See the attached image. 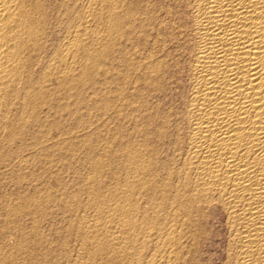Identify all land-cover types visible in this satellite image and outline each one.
Here are the masks:
<instances>
[{
	"label": "bare ground",
	"instance_id": "bare-ground-1",
	"mask_svg": "<svg viewBox=\"0 0 264 264\" xmlns=\"http://www.w3.org/2000/svg\"><path fill=\"white\" fill-rule=\"evenodd\" d=\"M156 6H152L151 0H0V264H45L44 261L49 260L46 253H43L46 257L44 255L42 257L36 252L28 251L31 249L28 246V240L34 241V238H38H32L34 230L29 233L30 235L26 234L24 224L20 225V230L18 228V236L15 234L17 241L9 240L13 234L18 214L24 211L22 202L27 204L40 196L34 198L35 196L29 195L31 197L23 199L17 206L13 202L15 200L10 198L7 187L11 181L15 182V178L19 181L24 179V175L22 174L23 177H21L20 174L29 162V159H26V155H28L27 151L25 153L26 149L29 150L32 146L33 148L38 147L41 151H45V154L51 156L49 151H52L54 145L58 144L54 140L52 142V139L57 138L55 137L56 130H60L59 127H61L59 117L61 118V112L66 107H63L64 103L61 105L63 99H60V92L64 93L65 91L68 94L75 89L74 92L79 93L81 87L87 85L86 82L90 81V84L94 81L89 80L94 76L90 74L93 71L92 68L94 67L95 69H93L96 70L100 67L94 64L102 57L111 54L110 44L109 46L105 45L107 46L106 50L99 48L93 51L92 44H97L94 41L111 42L114 38V41L119 42L121 38L123 48L125 46L123 43L129 42L132 45L131 43L136 42V39L131 42L132 38H129L131 32L136 28L138 30L134 31L136 34L137 31L139 32L137 42L141 44V47L144 50L146 47L148 48L149 36L154 40V47L152 50L149 47L150 51L146 48L147 53L144 51L145 53L138 54L140 56L138 59L136 58V62L126 57L124 61L128 71L131 72L132 69L140 71L141 80L151 93L152 99L155 97L162 101L160 98L167 92L170 85L169 80L174 79L180 70H182L181 75L184 78L183 88L179 94L178 105L168 108L160 102L152 101L155 103L152 105L149 101L150 98L145 97L146 92L143 95L139 86L140 89L131 92H134L133 98L130 99L129 95L124 93L121 103L117 102L118 98L117 101L115 100L122 110L133 107L138 115H140L139 112H142L144 120L150 124V130H148L149 128L138 129V125V130H136L139 131V135L143 136V139L140 138L142 142L138 143L139 145L135 143L130 145V143L122 141L123 145L126 144L122 149L128 164L126 169L129 173L127 171L126 173L129 175L122 178L123 180L117 179L119 182L113 193L115 198L111 200L105 198L109 201H103V203L107 202L106 208L102 207L106 203L99 206V203L104 200L102 197L105 196V187L103 186L101 189V186H98L99 189L104 190L99 203L96 200H99L101 190L98 193L99 189L95 188L92 192L93 198L89 199L92 198L93 203L90 204H96L97 208L94 210H97L98 215L95 212L93 216L88 215L89 218H85L84 212V215L81 216L84 217V220L79 219L81 222L79 224H84V227L88 225L91 228L87 235L81 231L84 232L82 235L86 238L82 250L87 249L89 254L88 260L86 259V262L83 260L85 263H82L95 264L94 260L99 261L97 260L98 256L101 260V262H97L99 264L199 263L197 254L211 230L209 228L210 220L213 216H221L225 224L227 241L224 264H264V0H169L168 4H164L160 9L154 11L153 8ZM101 25L106 26L107 32L101 33V28H103L99 27ZM99 28L101 31H98ZM116 37H119V40ZM140 44L136 45L140 46ZM119 47H116V50L119 51ZM120 51L123 52L122 49ZM119 52L115 53L116 56H120ZM119 56L117 58L120 59ZM110 58L112 57L110 56ZM111 63L109 61V66ZM115 64L117 63L111 65L115 66ZM111 67L109 69L112 73ZM125 68L124 72H117L126 73ZM90 70L92 71L89 73ZM132 72L134 73V71ZM119 77L117 76V78ZM126 80L129 79L126 78ZM95 82L98 81L91 83V86L92 84L96 85ZM123 86L121 87L123 88ZM132 86L133 84L129 87ZM63 89L64 91H61ZM123 89L124 91L128 90V88ZM100 96L102 95L98 97ZM79 99V102L84 103L85 106L95 105V98L84 96ZM106 99L103 101L106 105L105 116L110 111V109L107 111L106 107L116 105L109 98ZM99 105L96 107L98 108ZM69 108L63 112L67 110L68 113ZM71 108L72 114L74 110L72 111ZM75 111L77 112V110ZM130 114L132 113L129 112L127 116L121 114V116L135 117ZM112 115H108L111 118L110 122L113 120ZM138 117L136 118L138 119ZM103 118L105 119V117ZM118 118L123 121L122 118ZM126 118L123 119L126 120ZM106 119L108 120V118ZM100 121L102 122L103 119ZM143 123L145 122H142V125ZM144 126L146 127V125ZM89 129L90 126L87 130ZM82 130L84 131L83 128ZM126 131H131V128L129 127ZM70 132L67 131L68 134ZM133 132L135 134L136 131ZM60 133L59 135H61ZM50 134L51 136L54 134V138L51 139ZM74 134L76 135L75 132ZM85 135L87 134L85 133ZM127 136L124 138L121 136V138L130 142L128 139L132 137L126 139ZM46 137H49L50 141ZM61 137L63 138V136ZM71 137L73 136L71 135ZM75 137L73 141H75ZM45 138L48 142L57 144L46 145ZM77 138L79 140L81 137ZM77 138L76 141H78ZM91 138L88 137V140ZM65 139L63 138V140ZM135 139L137 142L138 136ZM70 140L72 141V139ZM84 141L86 140L84 139ZM28 143L32 144L29 148L30 144ZM51 143L49 144L51 145ZM134 144L139 147L133 146ZM59 145L58 147L61 146ZM70 145L72 144L70 143ZM61 147L64 148L65 145ZM90 147L92 148V145L87 146V149ZM69 148L71 150V146ZM56 149H53V152L57 151ZM46 150H49L48 153ZM91 153L94 155L95 152ZM111 153L112 151H110ZM29 155L35 157V154ZM40 155L38 154V158L35 157V159L42 158ZM121 156L122 154H120ZM120 157L119 160L122 162L121 159L124 157L121 159ZM31 158L30 160L33 159ZM115 158L118 161V158ZM111 162L106 164H112L113 162ZM35 163H33L34 166ZM116 163L115 169L119 161L117 165ZM68 164L65 163V167H68ZM100 164H102L101 161L100 163L93 162V166H90L94 171L100 172L105 163L102 166ZM105 166L107 167V165ZM112 167L114 166L111 165L109 170ZM118 170H116L117 173ZM123 170L125 171V168ZM111 171L115 172L113 169ZM96 173L98 174V172ZM16 174L20 176L18 177ZM112 176H116V174H112ZM112 179L114 183V178ZM86 181L91 183L92 180ZM97 183L95 182V184ZM90 188L93 187L90 186ZM142 193L147 196L146 203L151 205L149 208H152V213L143 215L144 217L140 221L138 214L144 205L140 206L142 202H138L140 199H137V196ZM141 197L146 198L145 196ZM63 200L62 204L65 202L64 198ZM79 204L78 202L77 208ZM61 206L63 207V205ZM87 207L84 206L85 210ZM72 221L74 222L75 219ZM140 222L144 226L140 225ZM76 223L78 225V222ZM37 225L39 227V224ZM88 226L86 227L88 228ZM33 227L35 225L32 226V229ZM59 228L61 227L59 226ZM35 230L34 236H41V233L39 234V231ZM77 231L76 233L80 232ZM69 233L71 234V231ZM26 235L32 239L29 237L27 240ZM40 236L39 239L42 238ZM84 238H82L83 241ZM45 239H41V245H47L45 243L49 239ZM68 239L70 241L72 238ZM44 240L45 243H43ZM59 240L62 241L61 238ZM149 241L153 243L150 242V245L154 246H152L153 252L150 248L149 251L152 253H148L149 255L147 254L148 256L145 257L143 254L146 252L141 254V251ZM50 242L47 243L50 244ZM63 243H59V245ZM56 244L59 248L58 241ZM81 245L82 242L79 246ZM49 248L47 245V249ZM40 250L39 254H41ZM49 250L51 251V249ZM44 251L46 252V250ZM56 251L52 249V252ZM146 251L148 250L146 249ZM85 253L84 255H87ZM38 256L44 261L39 260ZM59 256L61 255L59 254ZM55 257L53 262L50 261L51 263L55 264L54 261H57V257ZM60 259H58L59 263Z\"/></svg>",
	"mask_w": 264,
	"mask_h": 264
},
{
	"label": "rangeland",
	"instance_id": "rangeland-1",
	"mask_svg": "<svg viewBox=\"0 0 264 264\" xmlns=\"http://www.w3.org/2000/svg\"><path fill=\"white\" fill-rule=\"evenodd\" d=\"M151 2H152V6H156V7H154L153 9H154V11H157V9H160L164 4L166 5V4H168L169 3V0H151ZM156 3V4H155ZM154 4V5H153ZM160 5V6H159ZM158 7V8H157ZM156 8V9H155ZM100 28L101 27H103V28H101L102 29V31H101V29L99 28L98 29V31H101V33H105V31L107 30L106 29V26L105 25H101V26H99ZM134 30H138L137 28L136 29H134ZM133 30V31H134ZM132 31V32H133ZM107 32V31H106ZM132 32H131V35L129 36V38L131 39L132 38V40H131V42H133L134 40L133 39H136V42H133V43H131L132 45H130L129 44V42L127 43V44H125V43H123L125 46L124 47H126V48H122V41H121V38H120V43L118 42V41H114V38H113V41H105V42H103V41H98V40H96V41H94V43L95 42H97V44L95 43L94 45L92 44V50L93 51H96V50H98L99 48L100 49H102L103 50V48H104V50H106L107 48V46H105V45H108L109 46V44H110V47H111V54H110V56L112 57V58H110V56L108 57L107 55H106V57L104 58V57H102L101 59H99L98 60V62L102 65H100L98 62L96 63V64H94V65H97V67H99V68H96V70H94L93 68H92V70H90L89 71V73L92 71V73H90V74H92V75H94V76H92V75H90V76H92L89 80H91V81H98L99 82V84H98V82H95L96 83V85H93L92 84V86H91V83H93V82H91L90 84H89V82H86V84L87 85H85V86H83V87H81V89H80V92L79 93H77V91H76V93L74 92L75 91V89H74V91L73 92H70V93H68V94H66L65 93V91H64V89L63 90H61V91H64V93L63 92H60V94H59V96H60V99H63V100H61V105H63V103H64V105H63V107H67L68 106V104H69V107L71 106H73L72 108H71V110L73 111L74 110V112L71 114V111H70V108L69 107H67V108H69L68 109V113H67V110L65 111V112H63L65 109H67L66 107L63 109V113L61 112V115L63 116H61V118L59 117V122H60V126L61 127H59L60 128V130L59 129H57L56 130V132H57V134H55L56 136L55 137H61V136H63V138L65 139V138H68V139H65V140H63V138L61 137H59L60 138V141H59V138L56 140V139H52V138H54V134L51 136V134H50V138L52 139V142H53V140H54V142L56 141V142H58V144H60L61 146H63L64 147V145H65V147H66V145H68L66 148L67 149H69V150H67L65 147L64 148H62L60 145V147H58V144L57 143H54V144H57V145H54L53 143H51V142H48V141H50L49 140V137H46V138H48V141H47V139L45 140V144L46 145H49V146H52V144L54 145V148H52L51 150L52 151H49L50 153H51V156L50 155H48V154H45L43 151H41L38 147L36 148V147H34L33 148V146H32V144L31 143H28V144H30L29 146H28V148L30 147V146H32V147H30V149L28 150V149H26L25 150V153H27L28 155L29 154H31V155H33V154H35V157L36 158H38V154L40 155V156H42V158L41 157H39V160H36L35 159V157H34V155L33 156H31L30 157V155L28 156V155H26V159H29L28 161V166H27V164H26V166L24 167V169L21 171L22 173L20 174L21 175V177H23L22 176V174L24 175V181L23 180H21L22 181V183H21V181H19V180H17V178H15V182L13 181H11V183H9V185H8V187H7V190H8V192H9V194H10V198L11 199H14L15 201H13L14 202V204L15 205H19V204H21V202L20 201H23V199H25V198H27V197H31V196H29V195H32V196H35L34 198H36V197H39V198H36V202L35 201H33V202H31L30 201V203H24V202H22L23 203V208H24V211L22 212V213H19L18 214V216H17V222H15V225H14V227H13V231H12V233L14 234H12L10 237H9V240L11 241V242H15V240L17 241V234H19V230H20V225H25V232H26V234H28V235H30L29 233H31V231L32 230H34V231H32V238L33 237H37L38 239H36V238H34L33 240L34 241H29L28 240V238L30 237V236H28V235H26V239L28 240V246H29V248H31L30 250H28V249H26V250H28V251H30V252H33V253H37L38 255H40V256H42V255H44L45 253V255H48L47 257H49L48 259V264L50 263V264H54V263H51V262H53L52 260H54V257L57 259V261L55 260L54 262H55V264H63L64 262H65V264H67L66 262L67 261H69L70 263L69 264H75L76 262V264H84L88 259L87 258H89V254H88V252H87V249H84V250H82L83 249V242H85V240H86V238H84V236L82 235V234H84V232H85V234L87 235L88 234V231H89V229L91 230V228H89V226L88 225H85V227H84V224H79V222H80V220L81 219H83L84 220V217L85 218H89V216L90 215H94L95 214V212H96V214H97V210H94L95 208H97V207H95V205L94 204H90V203H93L91 200H92V198H93V191H94V189L96 188H98L99 189V187L101 186V189H103L102 187L104 186L105 188H104V190H105V196H103V193H104V190H101V189H99L97 192L99 193V191L101 190V192L99 193V195H100V197H99V200L97 201L96 200V202L97 203H99L102 199H104V200H102L99 204V206H102V204H104V203H106L105 205H103L102 207H104V208H106L107 206V202L109 201V200H111V199H113V198H115V194H113L114 192H115V189L114 188H116V185H118V180L120 179V180H123L124 178H126L129 174H127L126 173V171H127V169H126V167H127V163H126V158L123 156V147H125L126 146V144L124 143V145L122 144L123 142H127V143H130V145H132L133 143H135V144H140V142H142L141 141V139H143V136L140 134H138L139 133V131L137 132V130L138 129H148V130H150V124H148L145 120H144V117H143V113L142 112H139V114L141 115H138L137 113V111H134L133 110V107H130V108H128V109H124L125 111H127L126 113H128L129 114V112L130 113H132V114H130V116L131 115H135V117H133V116H131V117H127L128 118V120H127V118L126 117H124V116H121V114L122 115H125L126 113H125V111L124 110H122V109H120V107H118V104L119 103H121L120 101L122 100V94H124L125 93V95H129V97H130V99L131 98H133V93H131L132 91H135V90H137V89H140L141 90V92L143 93V95L145 94L144 92H146V95H148V96H146L145 95V97H147L148 99H149V101L152 103V105L153 104H155V103H158V102H160L164 107H172V106H174V105H178V100H179V94H180V92H182V88H183V84L182 83H184V78H183V76L181 75V71L182 70H180V72L179 73H177L176 74V76L174 77V79H170L169 80V86H168V90H167V92H165V96L162 98H160L162 101H160L159 99V101L157 100V98H155V97H153V99L151 98L152 97V95H151V93H149V91L147 90V88H145V85H144V82H143V80H141V74H140V71L138 72L137 70H133L132 69V71H134V73L132 72H130V71H128V67H127V65L125 64V61H124V59L126 60V57L127 58H129L130 60H133L134 62H136L137 61V59L139 58L138 56H140V55H138V54H140V53H147L148 51H150V49L152 50L153 49V47H154V40L152 39V37L151 36H149L148 38H150L149 39V44H148V51H147V49L145 48V50L141 47V44L139 43V42H137L138 41V31H137V34H136V31H134L135 32V35H134V32H133V34H132ZM135 36H136V38H135ZM116 38H118V40H119V37H116ZM115 38V40H117ZM130 39H129V41H130ZM104 43V45L102 46V44ZM110 42V43H109ZM153 42V43H152ZM100 44V45H99ZM136 44H140V46L139 45H136ZM116 45V46H115ZM118 45H121L120 47L118 46ZM133 45H135V46H133ZM130 46V47H129ZM134 47V48H132V47ZM119 47V49L121 50L122 49V51L123 52H121L120 50V52L118 51V50H116L117 48ZM149 47H150V49H149ZM112 48H114V49H112ZM128 48H130L129 50H128ZM139 48H141V49H139ZM132 49V50H131ZM135 49H136V51H135ZM143 49V50H142ZM113 50H114V52H113ZM119 52V54H120V56L119 57H121L120 59L119 58H117L118 56H116L117 54H115L116 52ZM135 53H134V52ZM142 51V52H141ZM145 51V52H144ZM126 52V53H125ZM133 52V53H132ZM113 53H114V55H113ZM131 53H132V55H131ZM124 54V55H123ZM128 54H129V57H128ZM135 54V55H134ZM114 57H113V56ZM125 55H127V56H125ZM123 57V58H122ZM131 57V58H130ZM134 59H133V58ZM106 58H108V59H106ZM114 58H115V60H114ZM117 58V59H116ZM137 58V59H136ZM104 59V60H103ZM105 59H106V61H105ZM119 59V60H118ZM112 60V61H111ZM122 62H121V61ZM136 60V61H135ZM104 61V62H103ZM109 61L110 62H112L113 63V65H114V63L116 62L117 64H115V66H112L111 64H110V66H109ZM124 61V62H123ZM119 62V63H118ZM107 65H106V64ZM125 64L124 66H123V64ZM104 64V65H103ZM99 65V66H98ZM113 68H112V67ZM106 67V68H105ZM109 67H111V70H112V73H111V71H110V69H109ZM116 67V68H115ZM124 67H126L125 68V70H127V71H125L126 73H120L121 71L122 72H124ZM98 69V70H97ZM106 69V70H105ZM114 69V70H113ZM123 69V70H122ZM101 70H103L102 72H101ZM110 72H109V71ZM130 70V69H129ZM94 71H96V72H94ZM115 71V72H114ZM117 71H120V72H117ZM94 72V73H93ZM114 72V73H113ZM117 72V74H115ZM130 72V73H129ZM98 73H99V75H98ZM101 73V74H100ZM108 73V74H107ZM129 73V74H128ZM97 74V75H96ZM126 74V75H125ZM131 74V75H130ZM95 75H96V77H95ZM112 75V76H111ZM116 75V76H115ZM125 76V78H124V76ZM128 75V76H127ZM134 75V76H133ZM136 75V76H135ZM140 75V76H139ZM110 76H111V78H110ZM114 76V77H113ZM117 76H120L119 78H117ZM121 76H122V78H121ZM127 76V77H126ZM94 77V79H92ZM130 77H132V78H130ZM137 77V78H136ZM115 78H117V79H115ZM126 78L127 79H129L128 81L126 80ZM133 78H135V79H133ZM105 79V80H104ZM123 79V80H122ZM133 79V80H132ZM138 79H140L139 81H137ZM130 80H132V81H130ZM135 80V81H134ZM173 80V81H172ZM127 81V82H126ZM113 82V83H112ZM127 84H126V83ZM139 84H138V83ZM142 82V83H141ZM103 84V85H102ZM126 84V85H125ZM131 84H133V88L132 87H129ZM143 86H142V85ZM124 85V86H123ZM129 85V86H128ZM98 86V87H97ZM121 86H123V88H128V90H130V91H128L127 89H126V91H124V89L121 87ZM135 86V87H134ZM138 86L140 87V88H138ZM111 87V88H110ZM115 87H116V89H115ZM119 87V88H118ZM123 89H121V88ZM89 88V89H88ZM142 88H143V90H142ZM104 89V90H103ZM110 89V90H109ZM112 89V90H111ZM133 89V90H132ZM102 90V91H101ZM122 90V91H121ZM121 91V92H120ZM124 91V92H123ZM110 92V93H109ZM130 92V93H129ZM62 93V94H61ZM73 93H74V95H73ZM85 93V94H84ZM93 93V94H92ZM106 93V94H105ZM116 93H119V94H117L116 95ZM127 93H129V94H127ZM150 95H149V94ZM90 94V95H89ZM121 94V95H120ZM64 95H65V97H64ZM68 95H70V96H68ZM74 97H73V96ZM99 95H102V96H100V97H102V98H104V99H106V97H107V99L109 98L110 100H112V103L113 104H116L115 106L114 105H111V107L112 106H114V107H106V110L107 111H109V109H110V111L109 112H107V113H109V114H107L106 116H105V103L103 102V101H105L104 99H100V97H98ZM105 97H104V96ZM114 95H116L115 97H114ZM118 95H120V96H118ZM88 97V98H91V99H94L95 98V105H92V106H90V107H88V106H85V104L84 103H82L81 104V102H79L80 101V99L79 98H82V97ZM109 96H112L111 98L109 97ZM151 96V97H150ZM70 97V98H69ZM114 97V98H113ZM120 97V98H119ZM68 98V99H67ZM97 98V99H96ZM100 100H99V99ZM119 99V101H117L118 99ZM66 99V100H65ZM79 99V100H78ZM106 99V100H107ZM113 99H114V101H113ZM117 99V100H116ZM72 100V101H71ZM97 100V101H96ZM117 102H119V103H117ZM73 101H75V102H73ZM99 101V102H98ZM155 102V103H153V102ZM68 104H67V103ZM78 102V103H77ZM103 102V103H102ZM66 103V104H65ZM74 103V104H73ZM99 103H100V105H99ZM112 103H110V104H112ZM80 104V105H79ZM84 104V105H83ZM104 106H103V105ZM97 105H99L98 106V108L96 107ZM85 106V107H84ZM76 107H77V109H76ZM88 107V108H87ZM117 107V108H116ZM100 108V109H99ZM104 108V109H103ZM119 108V109H118ZM79 109V110H78ZM114 111H112V110ZM115 109H116V112L118 111V112H120V113H116L115 112ZM130 109H131V111H133V112H131L130 111ZM75 110H77V112L75 111ZM120 110V111H119ZM129 110V111H128ZM93 111V112H92ZM104 113H103V112ZM114 114H113V113ZM70 113V114H69ZM124 113V114H123ZM103 115V117H105V119L102 117V115ZM113 114V115H112ZM119 115L118 117H120V118H122L121 120H123V121H120V119L117 117V115ZM128 114H126L125 116H127ZM49 115H51V114H49ZM75 115H77V116H75ZM108 115H112V118H113V120H111V122H110V116L108 117ZM139 117H138V116ZM85 117V119H83L84 117ZM97 116H98V118H97ZM114 116V117H113ZM65 117V118H64ZM71 117V118H70ZM79 117V118H78ZM101 117V118H100ZM116 117H117V119H116ZM136 117H138V119L136 118ZM96 118H97V121H96ZM106 118H108V120L106 119ZM123 118H126V120L125 119H123ZM134 118V119H133ZM136 118V119H135ZM77 119V120H76ZM102 120L103 119V123L100 121V120ZM72 120V121H71ZM86 120V121H85ZM105 120H107V121H105ZM116 120V121H115ZM134 120H136V121H134ZM143 120V121H142ZM105 121V122H104ZM138 121V122H137ZM65 122H66V124H65ZM135 122H136V124H135ZM142 122H145V123H143V125H142ZM67 123H68V125H67ZM72 123V125H70ZM97 123V124H96ZM101 123H102V125H101ZM106 123V124H105ZM118 123V124H117ZM132 123H134V124H132ZM63 124V125H62ZM76 124V125H75ZM131 124V125H130ZM78 125V126H77ZM94 125V126H93ZM130 125V126H129ZM138 125H139V128H138ZM140 125H142V127H144V128H140ZM144 125H146V127L144 126ZM148 125V126H147ZM62 126H64L63 128H62ZM83 126V127H82ZM90 126V129L89 130H87L88 129V127ZM92 126V127H91ZM115 126H117V127H115ZM131 126H133V127H131ZM80 127V128H79ZM85 127V128H84ZM87 127V128H86ZM98 127V128H97ZM131 128V131H126L128 128ZM66 128H67V130H66ZM82 128L84 129V131L82 130ZM118 128H120V129H118ZM123 128V129H122ZM127 128V129H126ZM133 128V129H132ZM138 128V129H137ZM64 131H63V130ZM73 129V130H72ZM77 129H79L80 131H78ZM94 129V130H93ZM97 129V130H96ZM122 129V130H121ZM137 129V130H136ZM116 130V131H115ZM130 130V129H129ZM50 131V130H49ZM48 131V132H49ZM52 131V130H51ZM55 131V130H54ZM61 133H60V132ZM67 131L68 132H70L69 134L67 133ZM76 131H78V132H76ZM87 131V132H86ZM93 131V132H92ZM123 131V132H122ZM133 131H136L135 132V134H134V132ZM63 132V133H62ZM74 132L76 133V135L74 134ZM80 132H82L81 134H80ZM84 132V133H83ZM121 134H120V133ZM124 132H125V135H124ZM131 132H133V133H131ZM59 133L61 134V135H59ZM79 133V134H78ZM85 133L87 134V135H85ZM90 133V134H89ZM138 135H137V134ZM66 134V135H65ZM76 136H74V135ZM132 134V135H131ZM68 135H70V136H68ZM71 135L73 136V137H71ZM82 135V136H81ZM87 137H85V136ZM90 135V136H89ZM126 135H128L127 136V138L126 139H128V138H130V136L132 137V138H130V139H128V140H130V142L129 141H127V140H125V139H122L121 138V136H123V138H124V136H126ZM95 136V137H94ZM133 136H136V137H133ZM137 136H138V138H139V142L137 141V142H135V140H137V139H135V138H137ZM140 136V137H139ZM75 137V141H73V138ZM77 137H81V138H79V140H78V138ZM83 137V138H82ZM88 137L89 138H95V140H94V138L92 139H89L88 140ZM97 137V138H96ZM116 137V138H115ZM76 138H77V140L79 141H76ZM121 138V139H120ZM141 138V139H140ZM70 139H72V141L70 140ZM81 139H83V140H81ZM84 139L87 141H84ZM135 139V140H134ZM62 140V141H61ZM67 140V141H66ZM69 140H70V142H69ZM91 140V141H90ZM133 140V141H132ZM46 141H47V143H46ZM81 141H83V142H81ZM90 141V142H89ZM95 141V142H94ZM121 141V142H120ZM123 141V142H122ZM62 144H61V143ZM65 142H67V143H65ZM92 142V143H91ZM132 142V143H131ZM49 143H51V145L49 144ZM69 143V144H68ZM70 143L72 144V145H70ZM75 143V144H74ZM89 147V146H91L92 145V148L90 147V148H88L87 149V146L85 145V144ZM89 143H91V144H89ZM95 145V148H93V146ZM122 144V145H121ZM133 145V146H135V147H137L136 145ZM75 145V146H74ZM81 145V146H80ZM84 145V146H83ZM114 145V146H113ZM121 145V146H120ZM57 146V147H56ZM71 146V150H70V147ZM72 147H73V149H72ZM82 147V148H81ZM118 147V148H117ZM139 147V146H138ZM55 148H57L56 150L59 152L60 150H63V151H60L59 153L57 152V151H55V152H53L54 150H55ZM74 148H76V149H74ZM112 148V149H111ZM37 149V150H36ZM39 149V150H38ZM54 149V150H53ZM64 149H66L67 150V152H66V150H64ZM89 149H90V153H89ZM116 149V150H115ZM33 151V152H35V153H33V152H31V151ZM73 150V151H72ZM86 150V151H85ZM108 150V151H107ZM121 150H122V152H121ZM27 151V152H26ZM37 151V152H36ZM47 151V150H46ZM48 151H47V153H48ZM71 151V152H70ZM76 151V152H75ZM92 151H94L95 153H93L94 155H92ZM110 151H112V153L110 154ZM45 154H43V153ZM65 153L64 155H63V153ZM107 152V153H106ZM33 153V154H32ZM49 153V154H50ZM53 153V154H52ZM54 153H56L55 155H54ZM60 153H62L61 155H62V157H61V155H60ZM37 154V155H36ZM57 154H59L58 156H57ZM68 154V155H67ZM87 154V155H86ZM112 154H113V157H112ZM117 154V155H116ZM120 154H122V156L124 157H120ZM70 155V156H69ZM74 156V157H73ZM105 156V157H104ZM110 156H111V158H110ZM117 157L118 159V161H119V164H118V161H116V158L115 157ZM68 157V158H67ZM81 157V158H80ZM90 157V158H89ZM119 157H120V159L121 158H123V159H121V161L122 162H120V160H119ZM30 158L32 159V160H30ZM62 158H63V160H62ZM67 158V159H66ZM71 158V159H70ZM102 158H103V160H102ZM111 159V160H109V159ZM113 158V159H112ZM115 158V159H114ZM40 159H42V160H40ZM70 159V160H69ZM78 159V160H77ZM85 159V160H84ZM97 159V160H96ZM34 160H36L35 162H34ZM69 160V161H68ZM76 160V161H75ZM81 160V161H80ZM88 160V161H87ZM94 160H96V161H94ZM101 161V163L102 164H100L101 166L104 164V166H102L101 167V171L99 172V171H94L93 169H92V167L91 166H93V162L94 163H100V161ZM107 160H109L112 164H106L107 162L109 163V161H107ZM115 160V161H114ZM32 162V165H33V163H35L36 165L34 166H32L31 165V162ZM63 161V162H62ZM70 162L69 164H68V162ZM86 161V162H85ZM104 161V162H103ZM17 162V161H16ZM75 163V165H74V163ZM82 162V163H81ZM85 162V163H84ZM90 162H92L91 164H90ZM117 162V163H116ZM123 162H125V163H123ZM30 163V164H29ZM39 163V164H38ZM62 163H64V164H62ZM65 163H66V165L68 164V167H65L66 165H65ZM73 163V164H72ZM78 163V164H77ZM115 163H116V169H115ZM121 163V164H120ZM91 166H90V165ZM30 165V166H29ZM64 165V166H63ZM105 165H107V167L105 166ZM109 165V166H108ZM111 165H113L114 167H112V169H113V171H115V172H112L111 170H109L110 168L109 167H111ZM120 165H123V166H120ZM40 166V167H39ZM72 166H74V167H72ZM75 166H76V168H75ZM84 167H86V168H84ZM105 167V168H104ZM123 167V168H122ZM37 168V169H36ZM68 168V169H67ZM73 168V169H72ZM88 168H89V170H88ZM125 168V171L123 170ZM48 169V170H47ZM100 169V168H99ZM106 169H108V170H106ZM115 169V170H114ZM117 169H119L118 171V173L116 172V170ZM32 170V171H31ZM35 170V171H34ZM77 170V171H76ZM121 170V171H120ZM82 171V172H81ZM106 171H111V172H106ZM123 171H124V173H123ZM35 172V173H34ZM96 172H98V174L96 173ZM121 172V173H120ZM128 173H129V171H127ZM17 173V172H16ZM92 173V174H91ZM96 173V174H95ZM110 174V175H108V174ZM114 175V174H116V176H112V174ZM120 173V174H119ZM126 173V174H125ZM117 174H119V175H117ZM125 174V175H124ZM19 175V176H20ZM82 177H81V176ZM124 175V176H123ZM16 176H18L17 174H16ZM18 176V177H19ZM80 176V177H79ZM84 176V177H83ZM88 176H89V178H88ZM109 176V177H108ZM112 176V177H111ZM118 176H119V178H118ZM20 177V178H21ZM26 177V178H25ZM91 177V178H90ZM97 177V178H96ZM108 177V178H107ZM112 178H114V183L115 182H117L116 184H114L113 183V179ZM123 178V179H122ZM92 180L91 181V183H90V181H89V183L91 184H89L86 180ZM97 179H99V180H97ZM102 179V180H101ZM106 181H105V180ZM117 181H116V180ZM17 180V181H16ZM94 180V181H93ZM82 181V182H81ZM104 181V182H103ZM109 181V182H108ZM112 181V182H111ZM20 183V185H19V183ZM95 182L97 183V184H95ZM17 183V185H15ZM92 183H94L93 185H92ZM101 183H103V185H101ZM22 184V185H21ZM114 184V185H113ZM94 185H95V187H94ZM109 185V186H108ZM90 186L91 187H93V188H90ZM99 186V187H98ZM108 186V187H107ZM113 186V187H112ZM115 186V187H114ZM62 189V190H61ZM93 189V190H92ZM109 189V190H108ZM111 189V190H110ZM66 190V191H65ZM69 190V191H68ZM80 190V191H79ZM113 190V191H112ZM65 191V192H64ZM107 191V192H106ZM64 194H63V193ZM90 192V193H89ZM109 192H112V193H109ZM65 193H66V195H65ZM108 193H109V195H108ZM33 194H36V195H33ZM63 194V195H62ZM97 194V193H96ZM25 197H24V196ZM39 195V196H38ZM98 195V194H97ZM113 196V197H111V196ZM139 196H137L138 198L137 199H140V200H138V202H142V203H144V204H142L141 203V205L140 206H142V205H144V207L142 206L141 208H143L141 211H142V213H141V211L139 212L140 214H138L139 216V220L141 221V219L144 217V216H146V215H150L152 212H151V209L152 208H149V207H151V205H148L146 202H147V196L146 195H144L143 193L140 195V194H138ZM43 196V197H42ZM65 196V197H64ZM77 196V197H76ZM89 196V197H88ZM103 196V197H102ZM141 196H145L146 198L144 199V197H141ZM22 197V198H21ZM24 197V198H23ZM90 197H92L91 199H89ZM102 197V199H100ZM140 197V198H139ZM20 198V199H19ZM63 198L65 199V202L62 204L61 202H63L64 200H63ZM71 198V199H70ZM108 199L109 198V200H106V199ZM141 198H143V200H141ZM16 199H18V200H16ZM37 199H38V201H37ZM51 199V200H50ZM76 199H78V200H76ZM66 200H68L67 202H69L68 203V205H67V202H66ZM44 201V202H43ZM76 201H78L80 204H82V205H78V208H77V204H78V202H76ZM89 201H91V202H89ZM103 201H107V202H104L103 203ZM20 202V203H19ZM74 202V203H73ZM17 203V204H16ZM19 203V204H18ZM34 203V204H33ZM36 203V204H35ZM24 204H25V206H24ZM32 206H31V205ZM65 204V205H64ZM76 205V208H74L75 207V205ZM146 204V205H145ZM61 205H63V207L61 206ZM93 205V206H92ZM16 206V207H17ZM27 206V207H26ZM35 206V207H34ZM61 206V207H60ZM66 206V207H65ZM70 206V207H69ZM84 206H88L87 208H86V210H85V208H84ZM92 206V207H91ZM65 207V208H64ZM80 207H82V208H80ZM94 207V208H93ZM30 208V209H29ZM63 208V209H62ZM71 208V210H69V209ZM140 208V209H141ZM146 208H149L148 210L146 209ZM36 209V210H35ZM72 209H73V211H72ZM91 209H92V212H94V213H92L91 212ZM144 209H146V210H144ZM67 210H69V211H67ZM87 210H88V212H87ZM144 210V211H143ZM38 211V212H37ZM62 211V212H61ZM89 211H90V214H89ZM149 212V213H146V212ZM32 212V213H31ZM37 212V213H36ZM84 212H85V215H89L88 217L87 216H85L84 215ZM34 213V214H33ZM92 213V214H91ZM146 213V214H145ZM80 214V215H79ZM78 215V216H77ZM84 215V217H81V216H83ZM98 215V214H97ZM144 215V216H143ZM142 216V217H141ZM74 217V218H73ZM37 219V220H36ZM67 219H69V220H71V221H69V220H67ZM75 219V223L76 222H78V225H83V227H80V228H83L82 230L78 227V225H77V223L76 224H73L74 222L72 221V220H74ZM77 219V220H76ZM80 219V220H79ZM95 219H96V216H95ZM79 220V221H78ZM18 221H20L19 223H18ZM37 221H39V222H37ZM211 222L209 223V228L211 229L210 230V232L208 233V235H207V237L205 238L206 240H204V242L201 244V246H200V250H199V253L197 254V259H199L198 261H200L199 263H196V264H224V259H225V246H226V229H225V224H224V221H223V218L221 217V216H213L212 217V219L210 220ZM35 222V224H33ZM70 222V223H69ZM73 222V223H72ZM39 224V227H38V225L37 224ZM81 223V222H80ZM18 224H19V226H18ZM75 225L74 227L73 226H71V225ZM223 224V225H222ZM33 225H35V227H33V229H32V226ZM69 226V228H68V226ZM76 225H77V228H78V231H77V229H76ZM140 225H143L144 226V224H142L141 222H140ZM59 226L61 227V228H59ZM72 228H71V227ZM86 226H88V228L86 227ZM92 226V225H91ZM16 227V228H15ZM22 227H24V226H22ZM38 227V228H37ZM18 228H19V230H18ZM37 229V231H39V234L41 233V236L40 235H35L34 236V234H36V230L35 229ZM40 228V229H39ZM75 228V229H74ZM86 228V229H85ZM39 229V230H38ZM67 229H70V230H68L67 231ZM72 229V230H71ZM87 230V231H85V230ZM74 230H75V232H74ZM40 231H42L43 232V234H42V232H40ZM69 231H71V234H73V232H74V234L76 233V231L77 232H79L80 233V235H79V233H76L75 235L73 234V236H71V234L69 233L68 234V232ZM81 231H84V232H81ZM28 232V233H27ZM87 232V233H86ZM225 232V233H224ZM34 233V234H33ZM44 233H46V234H44ZM47 233H50L49 235H50V237H49V235L47 234ZM17 236H16V235ZM70 235V236H68V235ZM46 237H45V236ZM77 235H78V237H77ZM82 235V236H81ZM39 236L40 237H42V238H40L39 239ZM43 236H44V238H43ZM67 236V237H66ZM80 236H81V239H80ZM89 236V235H88ZM209 236V237H208ZM49 237V238H48ZM53 237V239H51ZM66 237V238H65ZM74 237V238H73ZM77 237V238H76ZM224 237V238H223ZM31 238V237H30ZM31 238V239H32ZM46 238V239H45ZM62 239V241H63V239H64V243L66 244L67 242V244L65 245L61 240H59V239ZM68 238H72L70 241H69V239ZM82 238H84V241H83V239ZM15 239V240H14ZM41 239H45V240H48L49 239V241H47V242H50V239H51V241H52V243L50 242V244L49 243H47L45 240H44V242L43 243H45V244H47L48 245V248H49V246H50V248L49 249H51V251L49 250V249H47V245H44V244H40V243H42L41 242ZM35 240H37V241H35ZM82 240V241H81ZM39 241V242H38ZM43 241V240H42ZM56 241V242H55ZM57 241H58V245H59V243L61 244V243H63L62 245H59L58 247L59 248H57ZM61 241V242H60ZM78 241V242H77ZM81 242H82V245L81 246H79L80 244H81ZM151 241H149L147 244H145V247H143L144 249H142V251H141V254H143V253H145V254H143L145 257H147L149 254L148 253H152L153 252V248H152V246L153 245H150L151 243H150ZM30 243H33V244H31L30 245ZM35 243V244H34ZM37 243V244H36ZM56 244V245H55ZM79 244V245H78ZM153 244V243H152ZM44 245V246H43ZM54 245V246H53ZM64 245H65V247H64ZM147 245V246H146ZM52 246H53V248H52ZM32 247H33V249H35V250H33L32 249ZM41 247H43V248H41ZM61 247H64V248H61ZM147 247V248H146ZM154 247V246H153ZM38 248V249H37ZM85 248V247H84ZM150 248H151V251H149L150 250ZM41 249V250H40ZM52 249H53V251L54 250H57L58 251V253H57V251L54 253V252H52ZM59 249V250H58ZM63 249V250H62ZM67 249V250H66ZM79 249V250H78ZM146 249L148 250V251H146ZM38 250V251H37ZM39 250H40V253L41 254H39ZM44 250H46V252L44 251ZM73 250V251H72ZM64 251H68L67 253L65 252V254H63L64 253ZM71 251V252H70ZM84 252L85 253V251H86V253L85 254H87V255H84V253H82V252ZM145 251V252H144ZM48 252V253H47ZM53 253V254H51V253ZM44 253V254H43ZM57 253V254H56ZM81 253V255L79 256V254ZM51 254V255H50ZM56 254V255H55ZM59 254L61 255V256H59ZM69 254V255H68ZM75 254V255H74ZM148 254V255H147ZM44 255V256H45ZM54 256V257H51V256ZM69 257H68V256ZM85 256V258H84V256ZM63 256V257H62ZM83 256V257H82ZM87 256V257H86ZM39 257V256H38ZM43 257V256H42ZM46 257V256H45ZM71 257V258H70ZM79 258L78 259V261H77V259H75V258ZM50 258H52L51 260H50ZM61 258V259H60ZM64 258V259H63ZM84 258V259H83ZM100 258V256H98L97 257V260H99L100 262H101V260L99 259ZM58 259H60V263H59V261H58ZM74 259V260H73ZM87 259V260H86ZM39 260H41L40 259V257H39ZM70 260H73V261H70ZM75 260H76V262H75ZM79 260H80V263H78L79 262ZM85 262H84V261ZM41 261H44L43 259L41 260ZM51 261V262H50ZM99 261H96V260H94V262H95V264H99V263H97V262H99ZM47 262H45L44 261V263L46 264ZM57 262V263H56ZM82 262H84V263H82Z\"/></svg>",
	"mask_w": 264,
	"mask_h": 264
}]
</instances>
